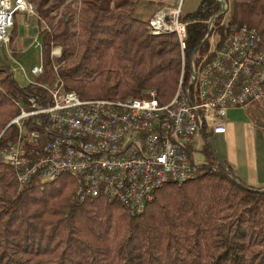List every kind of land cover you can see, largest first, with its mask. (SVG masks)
Here are the masks:
<instances>
[{
  "label": "trees",
  "instance_id": "trees-1",
  "mask_svg": "<svg viewBox=\"0 0 264 264\" xmlns=\"http://www.w3.org/2000/svg\"><path fill=\"white\" fill-rule=\"evenodd\" d=\"M27 1L36 13L32 32L43 71L19 86L0 64V150L16 139L9 124L17 104L44 93L37 84L58 78L81 99L140 98L151 89L162 104L173 98L181 73L178 39L151 35L150 18L136 16V0ZM224 1L230 24L255 29L264 51V0ZM218 4L201 0L181 14L188 58ZM18 14L10 30L13 56L21 40ZM56 47L61 55L51 58ZM202 149L213 162L203 160L182 185L157 190L140 214L115 200H76L69 175L47 184L34 177L19 188L15 171L0 159V264H264V189L234 182L231 170Z\"/></svg>",
  "mask_w": 264,
  "mask_h": 264
},
{
  "label": "built area",
  "instance_id": "built-area-1",
  "mask_svg": "<svg viewBox=\"0 0 264 264\" xmlns=\"http://www.w3.org/2000/svg\"><path fill=\"white\" fill-rule=\"evenodd\" d=\"M228 12L218 9L205 21L189 58L180 6L163 7L148 20L151 35L173 33L179 42L181 73L168 103L152 89L140 98L81 99L58 78L51 86L37 84L44 93L17 104L19 114L10 122L16 139L0 150L18 187L34 177L47 184L69 175L76 180V200H115L140 214L157 190L194 178L203 161L196 154L211 135L226 134L228 111L264 108L261 39L253 28L230 24ZM16 13L36 17L27 0H0V48L10 43ZM60 55L58 47L50 53ZM42 71L40 63L31 75Z\"/></svg>",
  "mask_w": 264,
  "mask_h": 264
},
{
  "label": "rangeland",
  "instance_id": "rangeland-1",
  "mask_svg": "<svg viewBox=\"0 0 264 264\" xmlns=\"http://www.w3.org/2000/svg\"><path fill=\"white\" fill-rule=\"evenodd\" d=\"M137 1V8H136V16L140 18L139 12L140 9H156L157 7L161 6V8L171 7L175 8L180 6L181 13L187 14L193 11L197 5L199 4L200 0H136ZM218 2V6L216 9H228V5L224 0H215ZM222 4L224 7H222ZM160 8V9H161ZM159 10V9H158ZM157 10V11H158ZM156 11V12H157ZM231 15V11L227 13L226 17ZM19 25H20V33H21V40L18 42L16 47V56H13V52L10 49V43L6 48H0V64L7 65L10 67L11 71L13 72L14 79L19 86H23L27 84L29 81H35V77L31 75V68L35 66H39L41 63V51H40V41L35 32H32V28L36 25L34 18H26L24 19L23 14H18L16 16ZM3 62V63H2ZM25 75H24V73ZM240 118L236 121L237 123H241L242 121H253L255 124L257 120L264 121V108L263 107H251L247 111L240 112ZM258 130L262 131L261 126H255ZM210 139L209 146H206L208 152L212 151V154L216 157V160H219L217 154L221 155V143L219 136H212ZM209 141V140H208ZM203 150V149H202ZM201 152L196 154L199 161L206 160L207 162H213V159L209 156H206L204 153ZM208 158V159H207ZM221 164H225L223 161L219 160ZM231 170V173L235 179H238L237 173H234L233 168L230 165L226 166L227 169ZM241 182V181H240Z\"/></svg>",
  "mask_w": 264,
  "mask_h": 264
},
{
  "label": "crops",
  "instance_id": "crops-1",
  "mask_svg": "<svg viewBox=\"0 0 264 264\" xmlns=\"http://www.w3.org/2000/svg\"><path fill=\"white\" fill-rule=\"evenodd\" d=\"M160 8L161 6L156 9H140L139 16L142 20H148ZM241 111L243 110H229L225 118L226 134L214 135L220 137L222 147L221 155L217 154V157L225 166L233 168L241 183L264 189V121L259 119L255 124L250 120L237 123ZM255 126H261L263 130L260 131ZM212 136L208 139L209 144Z\"/></svg>",
  "mask_w": 264,
  "mask_h": 264
},
{
  "label": "water",
  "instance_id": "water-1",
  "mask_svg": "<svg viewBox=\"0 0 264 264\" xmlns=\"http://www.w3.org/2000/svg\"><path fill=\"white\" fill-rule=\"evenodd\" d=\"M222 6H223V4H222ZM10 124H11V123H10ZM10 124H9V125H10ZM9 125H8V126H9ZM222 166H223L224 169L226 168V166H225L224 164H222ZM233 181L236 182V183H238L237 180H236L235 178H233Z\"/></svg>",
  "mask_w": 264,
  "mask_h": 264
}]
</instances>
